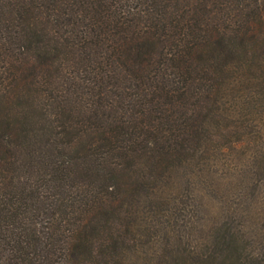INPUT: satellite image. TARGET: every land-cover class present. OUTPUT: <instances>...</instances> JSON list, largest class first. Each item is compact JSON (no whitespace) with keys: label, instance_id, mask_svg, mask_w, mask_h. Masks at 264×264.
<instances>
[{"label":"trees","instance_id":"obj_1","mask_svg":"<svg viewBox=\"0 0 264 264\" xmlns=\"http://www.w3.org/2000/svg\"><path fill=\"white\" fill-rule=\"evenodd\" d=\"M262 112L264 0H0V264H260L154 194Z\"/></svg>","mask_w":264,"mask_h":264},{"label":"rangeland","instance_id":"obj_2","mask_svg":"<svg viewBox=\"0 0 264 264\" xmlns=\"http://www.w3.org/2000/svg\"><path fill=\"white\" fill-rule=\"evenodd\" d=\"M231 109L235 112L242 107L236 104L231 105ZM229 119L242 117L234 115ZM256 120L262 122L259 124L261 133H253L240 142L227 143L212 155L175 165L157 187L156 199L176 196L184 207L179 220L184 224L177 225L181 227V234L176 233L172 238L175 245L182 241L181 246L206 251L213 232L230 223L245 254L253 257L255 263L259 260L264 264V112L258 114ZM220 121L222 124L231 122L228 119ZM216 140L222 142L224 139L217 137ZM149 217L157 219L151 213ZM148 228L149 225L145 230ZM157 233L159 241L153 247L146 246L144 251L162 252L163 248L170 247L167 232L160 229ZM143 237L148 238V233ZM139 254H132L130 259L142 262L147 253L139 251Z\"/></svg>","mask_w":264,"mask_h":264}]
</instances>
